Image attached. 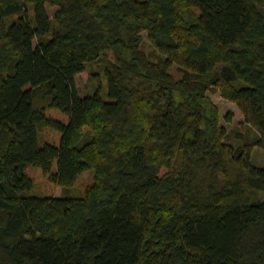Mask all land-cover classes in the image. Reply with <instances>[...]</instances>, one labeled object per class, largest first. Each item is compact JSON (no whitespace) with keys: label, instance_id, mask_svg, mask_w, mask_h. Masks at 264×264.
<instances>
[{"label":"trees","instance_id":"trees-1","mask_svg":"<svg viewBox=\"0 0 264 264\" xmlns=\"http://www.w3.org/2000/svg\"><path fill=\"white\" fill-rule=\"evenodd\" d=\"M93 63L96 88L80 96ZM209 92L239 108L254 143H225ZM256 147L264 0H0V264H264ZM28 167L63 189L93 182L33 196Z\"/></svg>","mask_w":264,"mask_h":264},{"label":"rangeland","instance_id":"rangeland-1","mask_svg":"<svg viewBox=\"0 0 264 264\" xmlns=\"http://www.w3.org/2000/svg\"><path fill=\"white\" fill-rule=\"evenodd\" d=\"M48 12L50 13V15H53L54 8L49 7ZM143 39L144 50L148 57L155 62H159L161 56L150 45L147 33L143 34ZM99 67L100 65L98 63L89 64L87 70L77 77L76 86L80 96H85L95 90L96 84L90 77V73L98 71ZM171 73L176 79L182 78V73L177 69L176 66L171 69ZM101 83L102 97L105 100L110 101L107 96V81L102 80ZM208 97L211 98V100L219 109L221 115V124L226 130L225 143L229 147H231L232 149H237L238 147L252 144L258 139L259 134L250 124L246 123L243 114L235 104L223 99L217 92H209ZM47 116L52 119L59 120L65 124L68 122V117L57 110H48ZM40 134L41 140L43 142L54 144L56 146L60 144L61 135L59 132H56L47 127H43ZM252 160L254 165L258 168L264 167V151L258 147L254 148ZM26 175L33 180V183L35 185L33 191L31 192V195L38 197H80L83 196L86 187L93 182V174L86 173L78 179L73 187L69 189H63L51 182L39 168L28 167L26 169Z\"/></svg>","mask_w":264,"mask_h":264}]
</instances>
